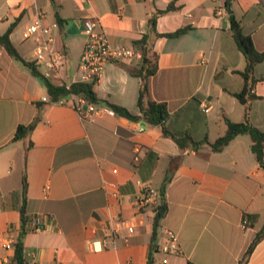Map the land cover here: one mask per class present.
<instances>
[{"label":"crops","instance_id":"0c3cea01","mask_svg":"<svg viewBox=\"0 0 264 264\" xmlns=\"http://www.w3.org/2000/svg\"><path fill=\"white\" fill-rule=\"evenodd\" d=\"M39 12L46 26L57 24L53 49L67 57L50 79L57 86L79 81L86 18L97 19L113 45L141 55L135 42L147 37L158 54L150 97L168 104L172 131L199 145L181 148L157 126L139 132L138 122L101 109L105 104L84 119L71 105L44 102L51 100L45 83L0 46V264H12L22 233L24 178L26 264H240L264 227V168L249 135L220 152L206 140L225 134L226 118L246 120V106L234 94L245 87L247 61L233 38L232 16L263 52L264 0H0V35L15 24L11 40L27 63H34L36 44L24 34ZM142 60L108 64L95 86L98 97L139 114L141 79L129 69ZM254 77L249 120L264 131V61ZM34 123L25 139L13 141L19 126ZM173 161L168 212L153 240L155 208ZM151 192L155 200L138 207ZM246 216L255 217L249 228ZM35 217L42 232L33 231ZM120 220L134 232L118 227ZM168 230L178 236L177 254L159 250ZM246 264H264V238Z\"/></svg>","mask_w":264,"mask_h":264},{"label":"trees","instance_id":"16d2710c","mask_svg":"<svg viewBox=\"0 0 264 264\" xmlns=\"http://www.w3.org/2000/svg\"><path fill=\"white\" fill-rule=\"evenodd\" d=\"M173 7L170 6L166 11L159 12L160 14L168 13L172 11ZM15 24H13L8 31L0 35V46H2L7 53L22 62L32 71V73L40 78L46 85L48 93L52 101H58L61 98L68 97L70 95L83 96L91 103L99 106L100 104H105V108L112 110L115 114L125 117L134 122H142L146 126H157L162 129V132L166 137L172 138L178 143L181 148H185L188 141L192 142L193 146L196 147L197 143L194 142L192 137L187 133L174 132L170 129L169 123L171 119V113L168 104L165 102H157L150 97V80L158 72V54L155 52L153 45L149 42L147 37H143L141 40L135 42V45L142 52V64L140 68H131L129 72L132 76L141 79V88L138 97V108L139 114H134L127 108L112 104L109 101L102 100L98 97L95 86L96 83H75L72 84L68 89L66 85H55L49 79H46L35 63L25 62L19 55L16 47L11 40V33L13 32ZM232 28H233V38L237 43L238 47L242 50L246 57L247 65L241 75L245 79L244 89L234 96L246 106V120L241 123L232 122L229 119H225L226 132L224 135L220 136L215 142H206L212 147L215 152L222 151L226 146L230 144L234 138L239 135H249L252 139V151L256 155L259 164L264 168V131L254 127L249 120V114L251 111V102L256 99L254 94V88L256 84V78L254 77L256 66L264 61V51L260 52L254 45L253 39L247 36L243 32L242 25L239 21L232 16ZM185 32L184 30H179L174 34H167V37L179 36ZM36 123L29 126H19L13 138L14 142L25 139L35 128ZM187 140V141H186ZM32 147V143L26 147L28 151ZM176 168L175 161L172 162L171 167L164 179L162 187L160 189V203L155 208V218L153 223V240L156 239L158 231L161 226L162 220L166 217L168 212V202L166 199V189L171 181L172 174ZM28 185L27 180L24 178V205L22 207V233L16 244L15 255L12 260V264H26L25 259V246L23 242V237L26 229V225L29 222V217L26 213V195H27ZM246 219L254 221V216H246ZM264 238V227L257 234L250 247L248 248L246 254L240 261V264H246L252 255L256 245Z\"/></svg>","mask_w":264,"mask_h":264},{"label":"built area","instance_id":"2783aa9c","mask_svg":"<svg viewBox=\"0 0 264 264\" xmlns=\"http://www.w3.org/2000/svg\"><path fill=\"white\" fill-rule=\"evenodd\" d=\"M46 16L44 13H38L34 21L28 26L24 37L27 40H33L36 44L34 53V63L37 67L42 69V74L46 79H51L58 75L67 65L66 54L53 49V38L51 31L57 27L53 24L51 27L45 25L44 20ZM84 33L87 36V41L81 56L79 65L80 78L77 83H97L102 76L105 67L108 64L116 63L121 60H131L133 58H142L140 53H136L131 48H126L120 45H113L107 38L105 32L100 29L99 21L95 18H86L83 22ZM75 84V83H74ZM71 87L67 86L69 89ZM44 102L58 105H71L79 115L84 119H90L94 116L100 108L81 96L70 95L61 98L58 101H52L48 98H43ZM110 113H114L108 108ZM207 110V108L205 109ZM146 129V124L142 122L137 123V131L143 132ZM117 173V171H115ZM114 197L118 196V192L112 194ZM155 200L154 193L138 203V207H142L149 202ZM252 221L244 218V228H249ZM43 223L41 217H35L33 223L34 232L43 231ZM118 227L126 228L129 233L134 232V226L131 223L120 220ZM7 250L13 248V242L8 241L4 244ZM178 236L174 231H166L165 242L159 246V250L166 254H177L180 252ZM169 262L168 259L163 260L164 264Z\"/></svg>","mask_w":264,"mask_h":264}]
</instances>
